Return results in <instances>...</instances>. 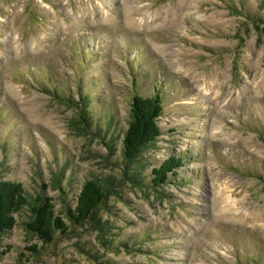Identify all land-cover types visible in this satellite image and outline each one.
<instances>
[{"label": "rangeland", "instance_id": "obj_1", "mask_svg": "<svg viewBox=\"0 0 264 264\" xmlns=\"http://www.w3.org/2000/svg\"><path fill=\"white\" fill-rule=\"evenodd\" d=\"M52 88L89 93V131ZM156 90L161 135L121 169L131 98ZM103 177L94 216L49 243L16 213L0 264H264L262 0H0V181L65 219Z\"/></svg>", "mask_w": 264, "mask_h": 264}, {"label": "trees", "instance_id": "obj_2", "mask_svg": "<svg viewBox=\"0 0 264 264\" xmlns=\"http://www.w3.org/2000/svg\"><path fill=\"white\" fill-rule=\"evenodd\" d=\"M264 6V0H262ZM155 93L151 96L134 94L131 98L129 113L130 121L122 138L121 154L123 161L121 169L135 160L137 155L146 147L153 145L161 135L157 121L162 114V99ZM79 94V93H78ZM54 98L60 99L69 107L76 108L77 125L83 131H89L93 124V118L89 113L88 106L90 95L88 92L77 97L73 101L71 95L62 96L55 89H51ZM181 157L171 156L157 169H152L150 183L160 186L169 180L167 172L176 176V169L182 165ZM125 165V166H124ZM132 174V173H130ZM137 175V177H136ZM128 176L129 180L137 182L139 186L144 185L143 178L138 173ZM136 177L133 179V177ZM110 177L95 178L85 181L76 196L74 206L62 199V208L65 210V219L55 214L54 205L51 200L43 194L29 199L22 184L13 181H0V239L2 235L11 230L15 224L14 215L27 207L30 212V220L27 229L45 243L53 240L56 233L64 234L68 231L69 224L79 226L90 220L99 204L104 200L106 193L113 183ZM59 182L57 181L56 185ZM63 192L64 189L60 188ZM98 227V226H97ZM101 228V226H99Z\"/></svg>", "mask_w": 264, "mask_h": 264}]
</instances>
